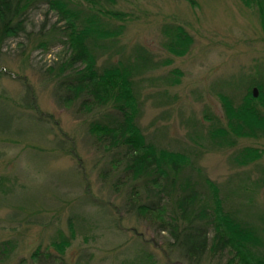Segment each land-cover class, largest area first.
Returning a JSON list of instances; mask_svg holds the SVG:
<instances>
[{
    "label": "rangeland",
    "instance_id": "obj_1",
    "mask_svg": "<svg viewBox=\"0 0 264 264\" xmlns=\"http://www.w3.org/2000/svg\"><path fill=\"white\" fill-rule=\"evenodd\" d=\"M106 6L118 15L103 16L102 28L118 36L95 42L91 52L98 68L132 66L128 78L145 142L186 154L193 169L182 175L209 199L206 183L216 187L226 211L264 230V132L210 134L227 128L223 98L236 105L252 98L253 88L264 93V14L243 0H110ZM56 20L47 5L31 11V34L8 40L0 55V264H38L35 251L43 264H188L158 230L164 213L132 212L130 192L144 196L141 182L130 179L116 150L106 149L91 128L112 113L109 107L82 108V98L62 103L55 94L69 52L64 34L50 30ZM176 28L188 40L169 45L176 33L166 29ZM246 147L261 157L242 164ZM136 199L139 206L151 200ZM240 256L207 253L200 264H242Z\"/></svg>",
    "mask_w": 264,
    "mask_h": 264
},
{
    "label": "trees",
    "instance_id": "obj_2",
    "mask_svg": "<svg viewBox=\"0 0 264 264\" xmlns=\"http://www.w3.org/2000/svg\"><path fill=\"white\" fill-rule=\"evenodd\" d=\"M243 1L250 7L256 4L257 11L264 14V0ZM82 2L88 3L89 7ZM108 2L110 0H0V55L8 40L31 34L26 30L31 11L41 5L55 11L57 20L50 30L64 34L65 39L61 43L69 50L61 63L60 73L56 75L55 94L60 95L62 103L82 98V108L99 110L106 106L112 111L94 120L96 123L91 128L99 142L107 144L101 146H106L109 151L116 150L117 162H125L124 171L130 179L141 182L138 188L144 191V196H139V192L132 188L129 199L135 208L130 211L138 217L152 212L164 213L165 219L158 224V230L167 233L172 240L168 243L169 250L175 249L188 264H200L207 253L218 256L224 252L237 257L241 255L239 261L242 264H264V230L259 232L253 223L226 211L216 187L204 184L213 192L209 199L205 189H199L191 176L182 175L184 171L193 169V163L186 154L169 153L145 142L136 122L137 94L128 78L132 77V66L119 61L102 69L97 67L96 55L91 52L94 43L99 45L118 36L102 28L103 16L118 15L107 8ZM62 21L65 24L58 28L56 25ZM166 30L176 33L169 38V45L175 42L174 46H177L188 40L183 38L181 28ZM23 50L29 49L25 47ZM29 89L27 97L30 96ZM258 93L257 99L252 91V98L236 105L229 98H223L226 117L229 114L227 128L212 130L217 132L210 134L226 137L230 131L238 137L251 135L254 129H259L258 133L264 132V93L260 89ZM259 99L261 105L256 104ZM239 155L240 162L245 164L257 161L261 152L246 147ZM199 174L201 176V172ZM138 197L141 201L151 199L150 203L139 206L136 204ZM210 229L214 231L211 237ZM54 247L60 255L63 254L61 245L55 244ZM37 253H33V258L38 260V264H43Z\"/></svg>",
    "mask_w": 264,
    "mask_h": 264
},
{
    "label": "water",
    "instance_id": "obj_3",
    "mask_svg": "<svg viewBox=\"0 0 264 264\" xmlns=\"http://www.w3.org/2000/svg\"><path fill=\"white\" fill-rule=\"evenodd\" d=\"M257 89L255 88V89H253V95L256 97L257 96Z\"/></svg>",
    "mask_w": 264,
    "mask_h": 264
}]
</instances>
